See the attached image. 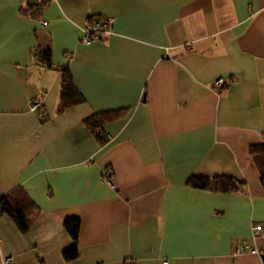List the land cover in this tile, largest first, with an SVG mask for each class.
<instances>
[{
  "label": "crops",
  "instance_id": "0c3cea01",
  "mask_svg": "<svg viewBox=\"0 0 264 264\" xmlns=\"http://www.w3.org/2000/svg\"><path fill=\"white\" fill-rule=\"evenodd\" d=\"M26 1L0 0V196L19 188L36 209L23 232L0 213V255L264 264V193L247 151L264 144V0H46L36 18L18 11ZM91 16L109 17L111 31L80 43ZM63 66L82 101L57 111ZM217 77L228 78L219 90ZM35 96L44 119L28 109ZM115 108L127 110L97 135L82 123ZM221 174L242 185L188 182ZM68 217L77 256L65 261ZM245 242L254 250L233 254Z\"/></svg>",
  "mask_w": 264,
  "mask_h": 264
},
{
  "label": "trees",
  "instance_id": "16d2710c",
  "mask_svg": "<svg viewBox=\"0 0 264 264\" xmlns=\"http://www.w3.org/2000/svg\"><path fill=\"white\" fill-rule=\"evenodd\" d=\"M46 0H27L18 7L20 14L29 17H38ZM34 56L45 66H50L49 51L37 49ZM58 100L56 110L60 111L64 107L82 101V96L73 84L70 72L66 66L59 67ZM126 108H115L109 110L96 111L88 114L82 119L83 125L91 132L96 133L101 130L104 123L120 118L126 113ZM100 137V136H98ZM248 154L257 170L258 181L264 193V144H252L248 146ZM188 182L200 188H205L218 192L234 191L242 185L241 181L230 175H213L208 178L189 177ZM35 205L28 199L25 193L14 188L5 195L0 196V213L5 214L16 229L25 231L30 223L29 217L35 211ZM65 232L71 239V243L61 251L63 260L68 261L77 256L75 239L78 229L76 218L68 217L62 221Z\"/></svg>",
  "mask_w": 264,
  "mask_h": 264
},
{
  "label": "built area",
  "instance_id": "2783aa9c",
  "mask_svg": "<svg viewBox=\"0 0 264 264\" xmlns=\"http://www.w3.org/2000/svg\"><path fill=\"white\" fill-rule=\"evenodd\" d=\"M111 25L112 23L109 17H100V16L88 17L84 19L78 27L79 30L78 41L80 43H87L90 40L98 39L101 36H104L111 31ZM227 81L228 78L217 77L213 79V81L211 82V88L215 90H219L226 84ZM28 109L34 111L38 119H44L46 116V113L42 108V102L39 96L32 97L28 101ZM108 138L109 135L106 136V139ZM100 179L107 184L111 182L108 172L104 168L100 171ZM250 229L252 235H257L258 233L257 225L252 224L250 226ZM250 250H254V247L249 242H245L236 246L233 249V254H237L243 251H250ZM133 263L134 261L132 259L131 260L129 259L124 262V264H133ZM165 263L166 261H162V264ZM0 264H13L12 255L7 253L1 254Z\"/></svg>",
  "mask_w": 264,
  "mask_h": 264
}]
</instances>
